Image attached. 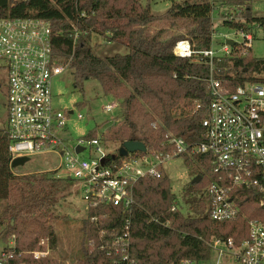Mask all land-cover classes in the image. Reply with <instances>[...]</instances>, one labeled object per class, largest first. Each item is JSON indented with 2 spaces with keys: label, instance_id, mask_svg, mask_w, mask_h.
Here are the masks:
<instances>
[{
  "label": "trees",
  "instance_id": "obj_1",
  "mask_svg": "<svg viewBox=\"0 0 264 264\" xmlns=\"http://www.w3.org/2000/svg\"><path fill=\"white\" fill-rule=\"evenodd\" d=\"M228 4L240 9V20L223 17V27L237 33H252L255 27L264 30V17L253 15L252 0H230ZM214 12L213 0L173 2L162 15H154L140 0H0V18L50 23L54 54L70 63L76 89L83 93L86 81H97L104 97L119 103V114L112 125L101 135L96 127L87 136V140L100 138L105 148L115 144L118 151L126 142L161 151L169 133L189 143L204 140L202 120L211 102L210 66L177 58L173 49L177 42L186 40L195 51H208L215 33ZM75 30L81 33L77 40L73 37ZM94 35L125 47L128 53L97 57L91 45ZM232 49V57L214 60L215 77L233 89L245 84L264 85V59L253 58L252 50L242 57L243 48L237 45ZM197 105L201 109L194 112ZM86 106L81 104L80 108ZM9 143L5 115V123H0V226L8 221L9 237H16L18 255L11 264H59L52 258L35 260L32 253L43 250L39 247L43 238L49 239L51 251L56 248L54 233L39 220L54 211L55 200L70 194L73 181L58 178L55 172L16 175L21 167H11ZM197 160L211 171L208 158ZM186 163L195 177H202L200 183H192L185 190L188 215L183 214L167 176L141 180L135 188L130 257L139 264L208 262L213 239H234L239 245L248 237L247 219L255 214L264 218V211L252 198L244 201L246 219L212 221L206 203L198 199L209 185L206 174L198 164L188 159ZM175 207L178 209L171 212ZM107 212V231L120 233L128 214L114 208ZM17 223L18 228L14 225ZM81 232L82 251L74 264H114L98 249V235L89 221L82 222Z\"/></svg>",
  "mask_w": 264,
  "mask_h": 264
},
{
  "label": "built area",
  "instance_id": "obj_2",
  "mask_svg": "<svg viewBox=\"0 0 264 264\" xmlns=\"http://www.w3.org/2000/svg\"><path fill=\"white\" fill-rule=\"evenodd\" d=\"M75 31L73 37L77 40L81 33ZM214 34L208 51L197 52L186 40L177 42L173 49L177 58L210 66L211 102L202 120L204 140L189 143L169 133L163 150L147 148L145 153L121 157L119 151L106 153L100 138L82 139L73 149L67 145L68 122L73 112L54 108L52 82L70 71V63H64L54 54L50 23L30 18H0V92L6 95L11 167L18 159L58 156L60 165L48 172L63 173L57 177L73 181V193L80 194L85 220L98 235V249L113 259L114 264H139L130 257L135 188L141 180H160L167 176L165 166L171 161L188 159L206 174L209 185L198 199L206 203L212 221L246 219L245 199H256L264 211V85L245 84L233 89L215 77L214 60L232 57L233 49L225 44L223 55H219L213 48ZM237 34L241 35L242 43L236 45L243 48L241 56L245 57L252 50L253 35ZM119 109L116 100L102 107L105 114ZM200 109L201 105H197L194 112ZM78 118L81 120L83 116ZM88 146L97 147L98 159L81 158ZM78 147L84 151L78 154ZM198 157L209 159L210 172L198 163ZM110 208L122 209L128 214L120 233L106 229ZM247 225L248 237L239 245L234 239L210 242L213 264H264V218L255 214L254 218L247 219ZM10 239L9 246L0 251V264H11L18 255L16 237L13 235ZM39 247L43 250L33 252L34 259L49 257V239H41ZM180 264L200 263L183 260Z\"/></svg>",
  "mask_w": 264,
  "mask_h": 264
},
{
  "label": "rangeland",
  "instance_id": "obj_3",
  "mask_svg": "<svg viewBox=\"0 0 264 264\" xmlns=\"http://www.w3.org/2000/svg\"><path fill=\"white\" fill-rule=\"evenodd\" d=\"M143 7H150L154 15L165 14L172 6V3H181L183 0H140ZM230 0H213L215 12L213 14L214 38L213 48L219 55H223L222 48L227 41L236 44L242 43L241 35L235 30L223 27V17L232 16L239 19L238 7L229 6ZM252 10L255 17H264V0H252ZM240 20V19H239ZM174 33V32H173ZM172 33V34H173ZM107 38L110 36H108ZM254 38L251 56L255 59H264V30L254 28L252 30ZM106 37L93 36L91 45L94 48V54L100 58L112 57L117 54L126 55L128 50L116 43H110ZM227 37V40L225 39ZM264 77V76H263ZM84 92L76 89L74 86V78L69 71L59 77L53 79V106L56 110L63 112H73L68 122V132L66 142L70 149H73L82 139H87L90 132L96 127L99 128V135L103 134L105 129L112 125L114 118L118 116V110L112 114H105L102 107L111 102L110 98H105L102 89L97 81L88 80L84 83ZM81 104L87 106L81 109ZM6 115V96L0 92V123H5ZM82 115L83 119L78 116ZM107 148V149H106ZM104 148L108 154H116L119 147L117 145L107 144ZM100 154L97 147L88 146L87 152L82 153L83 159H98ZM60 158L56 155L32 157L29 162L20 169L15 171L16 175H34L38 172L53 171L60 165ZM192 164L193 161H191ZM165 172L171 182L172 193L178 198L184 215L190 213V205L186 202L185 190L192 184L195 176L191 172V166L185 160L177 159L169 162L165 166ZM56 176L64 174H55ZM202 192V191H201ZM85 221L83 204L80 201V194L73 188L65 199L55 200L54 211L44 219L39 220L41 225L46 226L54 233L57 244L54 251L50 252L49 257L59 264H74L82 251V222ZM8 221L0 226V251L9 246L11 237H9ZM16 228L19 227L14 224ZM33 256V255H32ZM46 258V259H47ZM213 259L200 264H213Z\"/></svg>",
  "mask_w": 264,
  "mask_h": 264
},
{
  "label": "water",
  "instance_id": "obj_4",
  "mask_svg": "<svg viewBox=\"0 0 264 264\" xmlns=\"http://www.w3.org/2000/svg\"><path fill=\"white\" fill-rule=\"evenodd\" d=\"M227 45L233 47L236 45V43H233L231 41H227ZM147 150L146 146L143 143H134V142H126L119 150V154L121 157H126L129 153H135V152H142L145 153ZM84 149L78 147L77 149V153H81L83 152ZM29 162L28 158H24V159H18L15 160L12 164V168L13 169H17L20 167H24L27 163ZM105 163V160L102 161V164ZM202 180L201 176H198L196 179H194L192 181L193 184L195 183H200V181Z\"/></svg>",
  "mask_w": 264,
  "mask_h": 264
}]
</instances>
